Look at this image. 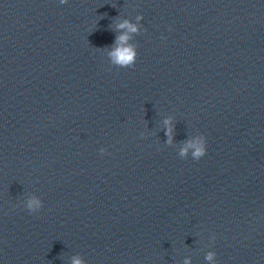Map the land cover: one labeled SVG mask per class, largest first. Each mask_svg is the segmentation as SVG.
Segmentation results:
<instances>
[{"label": "water", "instance_id": "obj_1", "mask_svg": "<svg viewBox=\"0 0 264 264\" xmlns=\"http://www.w3.org/2000/svg\"><path fill=\"white\" fill-rule=\"evenodd\" d=\"M215 239H212V237ZM264 264V134L201 169L0 256V264Z\"/></svg>", "mask_w": 264, "mask_h": 264}, {"label": "clouds", "instance_id": "obj_2", "mask_svg": "<svg viewBox=\"0 0 264 264\" xmlns=\"http://www.w3.org/2000/svg\"><path fill=\"white\" fill-rule=\"evenodd\" d=\"M68 0H60V3H67ZM142 15L136 17V22L133 23L128 19H124L116 24V28L119 30V34L115 37L112 47L107 51V57L111 65L116 67L125 68L132 67L137 59V49L134 44L131 43L133 34L138 33L141 30L139 21L142 19ZM165 123L168 125L166 134L168 135V143L172 142V124L170 120H166ZM194 149L191 153V157L194 160H199L204 157L207 153V142L203 135H197L194 139L190 140L184 147L180 149L179 155L182 158L189 156V149ZM101 153L105 152L104 148L100 149ZM24 206L31 213L40 211L43 207V201L36 196H30ZM212 239H215L213 236ZM216 253L208 252L206 259L216 264ZM73 264H84V261L79 257L73 258ZM188 264V261H185Z\"/></svg>", "mask_w": 264, "mask_h": 264}]
</instances>
